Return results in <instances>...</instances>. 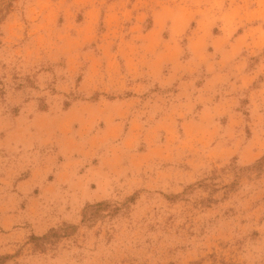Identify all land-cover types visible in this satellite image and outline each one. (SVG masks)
I'll use <instances>...</instances> for the list:
<instances>
[{"label": "rangeland", "instance_id": "obj_1", "mask_svg": "<svg viewBox=\"0 0 264 264\" xmlns=\"http://www.w3.org/2000/svg\"><path fill=\"white\" fill-rule=\"evenodd\" d=\"M0 264H264V0H0Z\"/></svg>", "mask_w": 264, "mask_h": 264}]
</instances>
